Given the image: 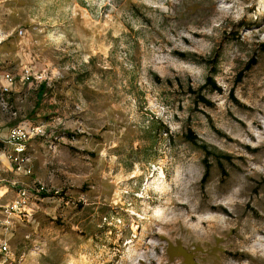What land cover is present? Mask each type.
I'll use <instances>...</instances> for the list:
<instances>
[{"label": "rangeland", "instance_id": "obj_1", "mask_svg": "<svg viewBox=\"0 0 264 264\" xmlns=\"http://www.w3.org/2000/svg\"><path fill=\"white\" fill-rule=\"evenodd\" d=\"M0 181V264H264V0H0Z\"/></svg>", "mask_w": 264, "mask_h": 264}, {"label": "built area", "instance_id": "obj_2", "mask_svg": "<svg viewBox=\"0 0 264 264\" xmlns=\"http://www.w3.org/2000/svg\"><path fill=\"white\" fill-rule=\"evenodd\" d=\"M29 73L26 74V79H29ZM11 79H9L10 81ZM7 89H4L6 91ZM43 130L40 127H13L9 130L7 136V142L13 146L14 154L9 157L11 159L14 166H16V171H25L22 163L25 161L23 155L25 153L26 142L27 140L35 137V136H43ZM27 173L29 171L27 170ZM4 185L0 181V191L4 189ZM43 189L41 188V191ZM18 196L20 199H23L26 195L24 190L18 191ZM1 198V197H0ZM13 207H17L15 204ZM2 250L6 251V246H2Z\"/></svg>", "mask_w": 264, "mask_h": 264}, {"label": "trees", "instance_id": "obj_3", "mask_svg": "<svg viewBox=\"0 0 264 264\" xmlns=\"http://www.w3.org/2000/svg\"><path fill=\"white\" fill-rule=\"evenodd\" d=\"M206 81H207V83H208L209 85L212 86L213 90H219V87H216V85H215V83H214L212 77H208V78L206 79ZM46 91H47V89H46V86H45L44 83L41 84V85L38 87V89H37V105H38V106H39V102L41 101V98H42L43 94H44ZM201 102H202V103H205V104L208 103V101H205V100H203V99H201ZM189 134H190V135H187V136H186L187 140H188L191 144H193V145H195V146H198V147L204 152V154H206V155L208 154V155H209V154H210V150L208 149V147H207L206 145H204L203 143H198L199 141H197L195 135H193L192 132L189 131ZM206 175H207V172L204 174V177H205ZM40 196H41V197H45L46 195H45L44 192H41V193H40Z\"/></svg>", "mask_w": 264, "mask_h": 264}]
</instances>
